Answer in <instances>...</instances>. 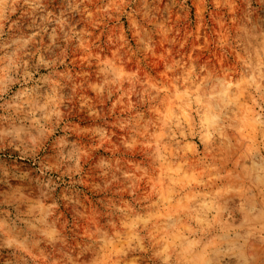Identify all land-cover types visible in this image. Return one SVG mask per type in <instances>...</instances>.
Returning a JSON list of instances; mask_svg holds the SVG:
<instances>
[{
    "label": "rangeland",
    "instance_id": "rangeland-1",
    "mask_svg": "<svg viewBox=\"0 0 264 264\" xmlns=\"http://www.w3.org/2000/svg\"><path fill=\"white\" fill-rule=\"evenodd\" d=\"M0 264H264V0H0Z\"/></svg>",
    "mask_w": 264,
    "mask_h": 264
}]
</instances>
